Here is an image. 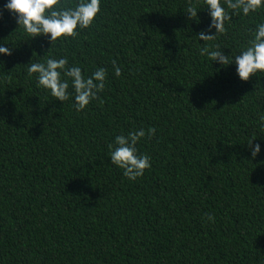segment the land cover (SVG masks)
Instances as JSON below:
<instances>
[{"label": "trees", "instance_id": "16d2710c", "mask_svg": "<svg viewBox=\"0 0 264 264\" xmlns=\"http://www.w3.org/2000/svg\"><path fill=\"white\" fill-rule=\"evenodd\" d=\"M6 2L0 264H264V73L244 81L234 63L199 52L206 43L239 54L264 9L228 10L225 32L204 43V0H102L89 28L52 44L18 28ZM49 56L85 75L106 69L99 98L77 112L74 98L39 87L27 64ZM141 128L137 148L152 166L130 181L109 144Z\"/></svg>", "mask_w": 264, "mask_h": 264}, {"label": "clouds", "instance_id": "9594fccd", "mask_svg": "<svg viewBox=\"0 0 264 264\" xmlns=\"http://www.w3.org/2000/svg\"><path fill=\"white\" fill-rule=\"evenodd\" d=\"M102 0H76L74 6H69L65 0H7L4 8L13 14V17L24 33L30 38L48 36L55 42L61 37H75L79 30L89 28L101 12ZM211 17L207 31L198 33L204 43L212 41L218 34L225 32V22L231 20L228 10L233 14L242 13L247 16L250 12L264 9V0H204ZM187 13L190 18L198 17L196 6L189 5ZM2 15V13H0ZM215 29V33H212ZM210 47L214 50L210 51ZM200 55H209L212 61H218L222 66H236V73L241 80L247 81L252 75L264 73V22L258 23L245 49L239 54L225 55L219 46H210L205 43L199 49ZM12 50L0 44V55H11ZM26 69L31 76L36 74L39 87L48 90L52 97L59 101L74 98V107L77 112L85 109L91 102L99 98L105 88L107 71L103 67L97 68L91 75H85L86 70L80 66H69L67 58L49 56L43 62L28 63ZM115 75H121V68L113 61ZM70 81V82H69ZM71 88V91H69ZM261 121H264L262 116ZM155 128H148L147 135L152 136ZM144 129L130 131L126 135H116L109 144L110 161L123 170V175L130 181L142 177L150 169L151 157L139 152L137 144L144 138ZM248 141L252 157L261 152L259 143ZM208 220H214L209 215Z\"/></svg>", "mask_w": 264, "mask_h": 264}]
</instances>
